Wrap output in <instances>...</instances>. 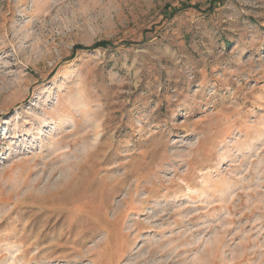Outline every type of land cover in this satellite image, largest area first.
Masks as SVG:
<instances>
[{"label":"rangeland","instance_id":"374dc122","mask_svg":"<svg viewBox=\"0 0 264 264\" xmlns=\"http://www.w3.org/2000/svg\"><path fill=\"white\" fill-rule=\"evenodd\" d=\"M0 264H264V0H0Z\"/></svg>","mask_w":264,"mask_h":264},{"label":"trees","instance_id":"16d2710c","mask_svg":"<svg viewBox=\"0 0 264 264\" xmlns=\"http://www.w3.org/2000/svg\"><path fill=\"white\" fill-rule=\"evenodd\" d=\"M110 45V42L109 41H105V40H102V41H98L96 43H94L93 45L89 46V47H85V46H82V45H75V49H82V50H92V49H95V48H98V47H107Z\"/></svg>","mask_w":264,"mask_h":264}]
</instances>
